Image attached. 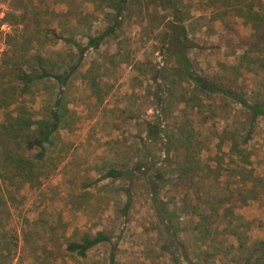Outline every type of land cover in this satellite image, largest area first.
I'll return each mask as SVG.
<instances>
[{
  "label": "rangeland",
  "instance_id": "rangeland-1",
  "mask_svg": "<svg viewBox=\"0 0 264 264\" xmlns=\"http://www.w3.org/2000/svg\"><path fill=\"white\" fill-rule=\"evenodd\" d=\"M209 1L178 0L194 42L187 54L197 84L172 72L158 41L170 15L157 0H127L115 29L80 58L73 42L85 46L86 35L111 20L104 0H0V133L10 134L16 106L48 122L59 88L47 75L23 87L16 65L60 72L78 58L61 85V118L42 158H32L36 146L14 149L31 160L30 175L0 161V264H106L107 242L82 256L64 248L66 239L96 230L116 242L114 264H264V255L248 253L264 239V117L250 119L226 92L203 86L228 80L249 100L264 101V65L250 53L240 57L251 24L229 8L219 15ZM154 127L161 133L153 135ZM176 135L181 139L173 141ZM236 149L249 161H240ZM112 167L122 176L102 177ZM193 192L206 201L203 208L218 204L217 210L202 219L206 224L164 216L170 236L150 194L181 201L183 213ZM234 231L245 240L239 263L233 260L243 239Z\"/></svg>",
  "mask_w": 264,
  "mask_h": 264
},
{
  "label": "trees",
  "instance_id": "trees-1",
  "mask_svg": "<svg viewBox=\"0 0 264 264\" xmlns=\"http://www.w3.org/2000/svg\"><path fill=\"white\" fill-rule=\"evenodd\" d=\"M156 1V0H155ZM158 4L162 7V9L167 10L168 14L170 15V18H167L163 28L162 32L159 36V42L161 43L162 47L165 48L166 52L169 53L170 59L173 62V74L177 73H183L187 78L194 81L195 83H200V78L196 74L194 67L192 65V62L187 54L188 48L194 45V42L186 35L185 28L182 22H180L183 11L182 6L179 5L178 0H161L162 2H159L160 0H157ZM218 1V2H217ZM106 7L109 6V10L107 11V14L109 13L111 16V20L106 24L100 31L96 32L95 34H88L86 35V41L85 46H80L79 44L73 42V45H75L78 49L77 57L80 58L83 50H85L88 46L97 47L99 44L100 39L110 31L112 32L115 27L119 24L122 12L124 8L127 6V0H104ZM207 6H213L214 9L219 13H221L222 8H229L232 11V14H237V16H240L242 20L246 23H250L252 26L251 32L248 34L247 38V45L244 47V51L241 52L240 57H245L247 53H250L251 56L254 58V60L257 61L259 65H264V4L262 0H210L206 3ZM218 15V17H219ZM54 32V30H51ZM57 38H61L62 40H70L67 36H60L57 32H54L53 34ZM69 64L66 68H64L60 72H55L48 70L47 67H43L41 65H38V68L36 71H33L34 69L30 70H24L20 66H15L16 69V76L18 79L21 80V83L23 84V87L31 80L43 77V76H51L53 77L59 88L58 91L55 94L53 106L50 108L49 118L50 120L48 122L40 119H34L31 120L30 116L25 115L24 112L26 110H23V108L16 106V110L18 112L15 114V116H10V118L13 120L12 122V129L9 135H6L4 132L0 133V161H6L9 165V170L12 171V173H23L24 176H29L30 169H33V164L30 163V159L28 156H18L20 153L14 152V149L16 147H19L21 143H24V146H36L38 147V150L32 154V158L35 160L41 159L44 153V142H48L49 135L52 133V131L57 127L58 121L61 118V111L58 108L57 105L59 104V92L61 90V85L65 82L68 75L76 68L77 66V59ZM223 78H218V80H222ZM219 83V84H218ZM209 82L203 84L204 88L208 90H223L226 92L234 101L238 102L239 104H242L247 108L249 111V118L254 119L258 116L264 117V101L263 100H257L252 99L249 100L246 96L243 95V93H239L238 91L231 89L227 84H230L228 80H225L224 84L222 82ZM160 128H155L152 130L153 135L160 134L161 131ZM151 130V129H150ZM163 137V136H162ZM167 137L168 136H164ZM175 138H171L174 140H179L181 138L178 137V135L174 136ZM245 139V138H244ZM243 139V140H244ZM10 140L14 142V148L10 145ZM19 143V145H18ZM174 147V146H173ZM232 147H235L234 144H232ZM175 148V147H174ZM237 148V147H235ZM234 148V149H235ZM170 149L169 146H166V152H168ZM240 149H236V154L239 155L240 161L248 162V156L244 153L239 152ZM244 162V163H245ZM5 163V162H4ZM26 164V165H25ZM144 162H138L137 166L142 167L144 165ZM25 165V166H24ZM123 172L121 170H118L116 168H107L104 174H102V177L109 176V177H117L122 176ZM156 177H164L163 173H155ZM179 175V174H176ZM155 178V177H154ZM156 179V178H155ZM168 180L167 177L164 178V181ZM168 187H170L172 184L171 182H165ZM155 187L154 184H152V189ZM152 205L154 207V211L156 216L160 217V221L164 222L163 227L164 231H167V233L170 236H174L170 229V217H166L167 221H165L164 216H172L173 213L184 214L186 216H190L191 219H194V217H197V222H203L202 219L211 215V213H214L217 209V205L215 206H204V198L200 196L199 194L193 192L192 198H189L190 201V209L187 212L181 213L182 209L185 207L182 206L181 201L179 204H167L166 201L159 198L156 194L152 193L150 194ZM241 200L246 199V196L240 197ZM129 198L126 195V199L123 203V208H125L128 205ZM223 201V199H221ZM170 206V207H169ZM170 208V210H168ZM209 209V210H208ZM211 210L213 212H211ZM178 211V212H176ZM125 212V211H123ZM205 223V222H203ZM206 224V223H205ZM234 235L237 236L238 239H243L240 235V232H233ZM173 239H176L175 237H172ZM113 237L109 235V233H106L103 230H96L93 232V234L84 233L79 239H66L64 241V248L67 251L75 252L78 255L82 256L86 253V251L93 246L94 244H97L99 242H107L109 244L108 248V255H107V262L106 264H114V255L116 250V242L112 241ZM244 239L237 242L236 247L238 248V255L237 259H234V263L240 262V257L242 255L243 249V243ZM253 242L256 243L250 251H248L249 255H264V239L254 240ZM175 243V241H173ZM176 244V243H175ZM250 248V247H249ZM247 250L248 247H247ZM185 257V254L183 255ZM241 264H248V261L245 260Z\"/></svg>",
  "mask_w": 264,
  "mask_h": 264
}]
</instances>
